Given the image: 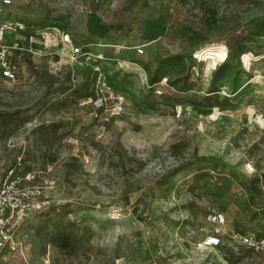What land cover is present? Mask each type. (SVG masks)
Wrapping results in <instances>:
<instances>
[{"label":"rangeland","instance_id":"1","mask_svg":"<svg viewBox=\"0 0 264 264\" xmlns=\"http://www.w3.org/2000/svg\"><path fill=\"white\" fill-rule=\"evenodd\" d=\"M79 1L0 4L38 32L0 78V175L43 197L2 264H264L233 237H264V0Z\"/></svg>","mask_w":264,"mask_h":264},{"label":"built area","instance_id":"2","mask_svg":"<svg viewBox=\"0 0 264 264\" xmlns=\"http://www.w3.org/2000/svg\"><path fill=\"white\" fill-rule=\"evenodd\" d=\"M99 1V0H95ZM14 0H0V4L9 6ZM81 13L88 12V5L84 0L77 3ZM8 35V36H7ZM38 39V32L28 30L25 23L15 20L0 12V78L15 81L20 76V59L24 54L32 53V46ZM69 41L68 35L63 43ZM137 53H144L143 45L136 46ZM84 53L82 46L72 49L71 55L74 60ZM243 56V55H242ZM98 107L104 106V99L89 97L86 101ZM261 117H264L261 115ZM35 178L34 171L20 173L18 166L10 168L5 174L0 175V264L6 253L14 251L21 245L18 237V229L25 222L31 211L42 207V191L38 186L28 184ZM209 218L218 226L226 223V217L221 212L211 213ZM241 244L264 253V237H257L253 233L235 234ZM221 231H216L198 241V249H206L221 244Z\"/></svg>","mask_w":264,"mask_h":264}]
</instances>
